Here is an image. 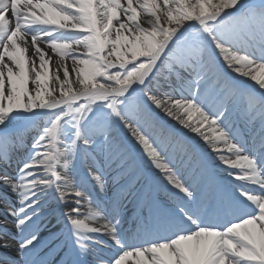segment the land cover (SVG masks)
<instances>
[{"label":"bare ground","instance_id":"obj_1","mask_svg":"<svg viewBox=\"0 0 264 264\" xmlns=\"http://www.w3.org/2000/svg\"><path fill=\"white\" fill-rule=\"evenodd\" d=\"M245 1L264 5V0H114V4L120 9L117 14L116 9L110 8L108 0H43L22 5V9L31 14L33 19L49 25L53 32L70 30L81 36L74 42L65 43L39 42L37 39L17 34L10 29V10L0 11V29L6 34L5 39L0 42V93L3 95V106L17 102L20 90L26 100L31 102V107L41 112L65 100L78 99L89 92L126 95L136 86L144 100L141 113L145 103L151 105L168 120L167 124L176 130L178 128L201 144L209 157L217 162V156L230 153L233 146L215 121L188 100L175 99L162 90L148 91L144 86L146 81L163 68L161 65L172 50L176 37L186 35L189 27L199 26L206 31L208 22L212 20L221 18L220 22H223L237 18L234 15ZM4 2L8 3L9 0ZM231 5H237L233 12L229 11ZM259 8L258 11L264 12V7ZM115 16L118 22L113 18ZM261 21H264V17ZM252 23L253 29H256L255 21L252 20ZM253 29L245 32V35ZM149 37L154 39L153 42L159 46L160 51L150 58L152 69L146 75L139 76L136 84L130 87H126V83L122 81L118 88L99 86L98 71L103 69L96 71L94 57L101 58V63L106 65L121 62L122 55L131 56L127 61H135L141 57L138 46L146 43V38ZM205 42L214 47L225 69L234 77V85L246 84L264 96V64L239 53L232 48L233 45L219 42L212 31L205 33ZM112 43L126 46L128 52H119V56L118 49L110 48ZM195 59L197 58L191 55L188 62L194 63ZM183 66L187 67L185 63ZM166 77L165 73L157 77L163 86L168 85L166 82L169 78ZM111 79L110 81L119 80L114 76ZM115 118V130L124 135L132 146L139 147L154 169L164 172L166 168L157 160L158 154L128 124L126 117L115 113ZM25 133L27 136V132ZM44 143L46 150L53 152L54 156L42 159L43 170H50L56 176L61 175L58 169L61 160L58 138ZM230 154L226 159L231 164L244 165L243 157L233 152ZM48 159L51 164L46 166ZM36 170L37 168L30 172ZM9 180L7 174L0 171L2 189L5 190V184ZM15 199V208L0 200L1 208L7 210L6 216L0 215V223L6 225L5 231H9L8 235L5 231L0 232V250L7 252H13L16 244V239L11 236L12 229L18 230L21 227V219L16 216L13 220L11 212L14 209H23V213L30 210L24 206L21 197ZM25 220L26 218L23 222ZM87 220L93 224L102 223L101 219L94 220L85 214L79 225L85 226ZM263 224L264 214L258 219L233 226L227 233V238L225 236V240H220L221 244L217 233L200 232L156 247L149 253H127L114 264H241L244 259L256 261L254 264H264Z\"/></svg>","mask_w":264,"mask_h":264},{"label":"rangeland","instance_id":"obj_2","mask_svg":"<svg viewBox=\"0 0 264 264\" xmlns=\"http://www.w3.org/2000/svg\"><path fill=\"white\" fill-rule=\"evenodd\" d=\"M118 12L119 10L117 9L115 14H117ZM113 18H116L115 21L118 22L117 16ZM215 30L218 29L213 25H208V27H206V31L203 30L202 28L195 27L194 29H192V31L188 33L187 38L180 41V43L179 42L177 43L176 49L180 50L179 48L180 45L187 46L189 44V46L193 47L194 49L201 50V45L204 44L203 32L207 33L209 31H212L214 37H218V35L216 34H219L220 30L217 31V33ZM153 41L154 39L149 37L146 38V43H143L141 46H138V52L141 53V57L135 61H127L131 56L122 55L123 59L121 62L110 63L109 65H106L101 63V58L94 57L93 64L96 68V71L99 69H103L98 71L99 74L98 82L107 85L111 84L112 82L116 86L117 84H119L120 81L122 80L124 81L125 79L129 82L128 84H133L134 82H137L136 81L137 78L139 76H144L150 67V63L146 62L145 57H149L151 54H156L155 53L157 51L156 46L158 45H155V42ZM110 46H111L110 48L112 49H118V55L123 52H128L127 47L124 45L121 46L117 43H112ZM102 71H104L105 73H101ZM104 75H106L107 77L105 78ZM113 76L119 80L110 81L112 80L111 78ZM18 93H19L18 101L17 102L14 101L11 105H8L7 107L3 106V95L0 93V126H7L8 124H12L16 120H23V119L27 120L32 116V114H34L33 112H35V109L31 107L32 106L31 102L26 100L25 95L21 90ZM97 100H98L97 98H94L93 100L90 99L89 102H86L84 104L83 102L75 103L74 107H71L70 113L67 114L66 117L64 116L62 117L64 111H58L55 115L51 117L49 116L48 117L49 121L41 131L40 137L42 139L40 140L39 143L44 142V140H48L50 138H59V142L62 143L60 145V151L64 154L65 153L64 149L72 150V143L66 137V135L69 134H72L74 136L82 135L83 131L85 130V127H88L89 130L90 128H92L91 130V134H92L93 130L99 129V127L96 125L102 123L106 125L105 128L103 129L106 133L105 135L107 137L112 138L113 134L111 132H108L110 129L109 114L111 110L115 108L117 113H121L125 116H129L130 113H132L131 107L133 108L138 104L137 95L120 100L107 99V101H105V103L103 104L98 103L99 101ZM97 104L98 105L101 104V106L100 105L98 106ZM58 107H55L54 109ZM64 109L65 112L67 113L68 111L67 106ZM94 122H96V125H90V124H94ZM45 123L46 120L44 121V124ZM79 124L80 126H78ZM90 139L92 143L102 140V138L98 136H92ZM39 143H36L33 146L31 151L32 154L37 155V153L41 151L42 146L45 144L44 143L43 145H41ZM66 145L69 147L66 148ZM95 149L97 152H99L100 147H96ZM86 150H90V148Z\"/></svg>","mask_w":264,"mask_h":264},{"label":"water","instance_id":"obj_3","mask_svg":"<svg viewBox=\"0 0 264 264\" xmlns=\"http://www.w3.org/2000/svg\"><path fill=\"white\" fill-rule=\"evenodd\" d=\"M38 132H37V134H39L40 133V131L39 130H37Z\"/></svg>","mask_w":264,"mask_h":264},{"label":"flooded vegetation","instance_id":"obj_4","mask_svg":"<svg viewBox=\"0 0 264 264\" xmlns=\"http://www.w3.org/2000/svg\"><path fill=\"white\" fill-rule=\"evenodd\" d=\"M78 37H81L80 35H78Z\"/></svg>","mask_w":264,"mask_h":264}]
</instances>
